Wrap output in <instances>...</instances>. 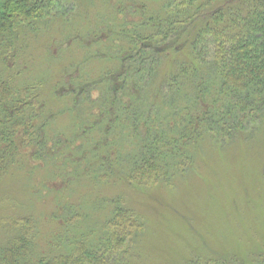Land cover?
I'll return each mask as SVG.
<instances>
[{
    "label": "trees",
    "instance_id": "16d2710c",
    "mask_svg": "<svg viewBox=\"0 0 264 264\" xmlns=\"http://www.w3.org/2000/svg\"><path fill=\"white\" fill-rule=\"evenodd\" d=\"M106 2L111 24L105 29L97 24L82 44L78 42L85 55L42 79L49 82L57 103L64 102L59 113L75 115L71 141L75 146L86 139L87 124L97 136L100 132L112 136L114 143L125 138L123 154L118 153L117 141L110 145V138L95 139L94 164L103 152L115 160L120 154L119 159L126 157L124 171H113L112 165L107 171L117 173L114 176L124 183L168 184L177 169L182 174L189 165L177 163L180 157L190 159L186 146L205 137L221 143L230 139L229 133L237 135L255 125L259 115L264 118V0H155L154 9L143 0ZM55 3L0 0V124L12 122L11 128L0 131V181L13 163L12 153H19L11 136L23 124L21 99L9 98L33 89L21 90L12 76L6 81V74H1L10 69L8 60L19 50L21 32H33L44 20L61 19ZM101 18L105 21L107 16ZM57 45L51 50L63 54L69 42L58 40ZM161 113L168 118V127L159 124ZM100 163L89 171L97 186L113 178ZM31 226L27 217L13 220L12 231L0 244V264H133L126 248L144 230L131 207L113 203L112 215L93 244L80 239L68 251L50 254L35 251ZM221 259L212 257L205 264H244Z\"/></svg>",
    "mask_w": 264,
    "mask_h": 264
},
{
    "label": "rangeland",
    "instance_id": "374dc122",
    "mask_svg": "<svg viewBox=\"0 0 264 264\" xmlns=\"http://www.w3.org/2000/svg\"><path fill=\"white\" fill-rule=\"evenodd\" d=\"M56 1L53 9L61 19L44 20L33 32H21L19 50L8 60L10 69L1 74H6V81L12 76L21 90L33 89L9 98L11 102L21 99L23 124L11 136L19 153H12L13 163L0 181V244L12 231L13 220L20 217L29 218L36 252H66L80 239L93 244L115 203L131 207L143 225L136 243L126 248L133 264H205L212 257L264 264V118L259 115L255 125L237 135L229 133L230 139L221 143L205 137L186 146L190 159L180 157L177 163L189 165L182 174L177 169L168 184L124 183L113 171H124L126 157L119 159L118 154L115 160L100 152L94 164L97 152L92 145L95 139L110 138V145L117 141L120 147L115 149L123 154L127 150L122 146H128L125 138L118 137L114 143L112 136L101 132L97 136L87 124L86 139L75 146L71 143L75 115L59 113L64 102L58 104L49 93V82L42 80L85 55L78 42L97 24L103 29L111 24V9L105 8L106 0ZM143 1L148 9L158 5L155 0ZM101 16H107L105 21ZM66 39L69 45L63 54L51 50L59 46L58 40L65 43ZM181 102L186 105L185 99ZM158 119L168 127L164 113ZM11 126L12 122L2 121L0 131ZM99 163L106 171L111 165L114 170L107 171L112 179H103L107 182L97 186L89 171Z\"/></svg>",
    "mask_w": 264,
    "mask_h": 264
}]
</instances>
